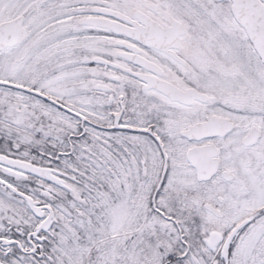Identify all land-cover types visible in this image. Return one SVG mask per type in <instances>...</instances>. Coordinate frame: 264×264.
Instances as JSON below:
<instances>
[{
	"label": "snow or ice",
	"instance_id": "obj_1",
	"mask_svg": "<svg viewBox=\"0 0 264 264\" xmlns=\"http://www.w3.org/2000/svg\"><path fill=\"white\" fill-rule=\"evenodd\" d=\"M0 264H264V0H0Z\"/></svg>",
	"mask_w": 264,
	"mask_h": 264
}]
</instances>
